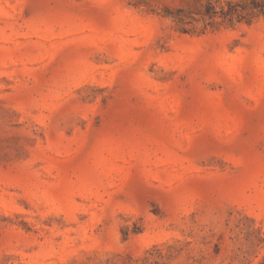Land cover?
I'll use <instances>...</instances> for the list:
<instances>
[{
    "label": "rangeland",
    "instance_id": "1",
    "mask_svg": "<svg viewBox=\"0 0 264 264\" xmlns=\"http://www.w3.org/2000/svg\"><path fill=\"white\" fill-rule=\"evenodd\" d=\"M207 1L0 0V264H264V16Z\"/></svg>",
    "mask_w": 264,
    "mask_h": 264
},
{
    "label": "trees",
    "instance_id": "2",
    "mask_svg": "<svg viewBox=\"0 0 264 264\" xmlns=\"http://www.w3.org/2000/svg\"><path fill=\"white\" fill-rule=\"evenodd\" d=\"M218 15L230 21L236 19L238 23L246 19L256 16H264V0H250L249 3L241 5L238 3L227 2L226 6H221L219 11L217 5L211 1H207L205 6V16L214 19Z\"/></svg>",
    "mask_w": 264,
    "mask_h": 264
}]
</instances>
